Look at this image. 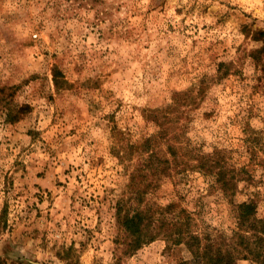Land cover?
Returning <instances> with one entry per match:
<instances>
[{
    "label": "rangeland",
    "instance_id": "obj_1",
    "mask_svg": "<svg viewBox=\"0 0 264 264\" xmlns=\"http://www.w3.org/2000/svg\"><path fill=\"white\" fill-rule=\"evenodd\" d=\"M263 29L264 0H0V264L189 259L185 245L160 238L126 253L116 220L119 205L138 201L111 127L141 143L158 130L142 110L177 92L204 91L186 108L181 143L224 150L244 167L235 200L257 193L264 218V80L250 57ZM218 68L229 69L219 80ZM161 177L140 206L176 202L230 234L233 207L211 176Z\"/></svg>",
    "mask_w": 264,
    "mask_h": 264
},
{
    "label": "trees",
    "instance_id": "obj_2",
    "mask_svg": "<svg viewBox=\"0 0 264 264\" xmlns=\"http://www.w3.org/2000/svg\"><path fill=\"white\" fill-rule=\"evenodd\" d=\"M254 40L261 46L250 53L256 71V80H264V29L255 31ZM231 63H229L230 65ZM219 67H223L220 63ZM229 70V69H228ZM227 69L218 68L217 80L228 74ZM63 79L60 70L53 71L55 86ZM204 95L203 89L190 92H177L172 96L171 104L162 109H144L143 118L153 122L158 130L145 137L141 143L132 142L129 134L122 133L117 127H111V137L118 147L116 155L128 172L127 188L130 199H135L131 208L119 205L116 208V220L127 234L126 253H133L141 246L158 238L167 243V247L185 245L191 257L177 264H237L239 260H251L264 264V218L258 215L257 193H249L247 199L236 202L235 197L241 180L249 176L244 167L237 168L228 161L224 150L218 148L205 152L202 147L190 143H181L184 132L186 108H192ZM183 121V124L181 123ZM167 149L163 151L162 146ZM138 155L135 165L129 169L128 156ZM197 171L211 176L216 188L233 207L234 226L230 234L210 227H202L195 219V214L187 212L178 204L166 206H140L151 186L173 173ZM243 174V176H242ZM126 209H125V207ZM179 207V208H178ZM5 218V210L0 213V225ZM5 221V220H4Z\"/></svg>",
    "mask_w": 264,
    "mask_h": 264
}]
</instances>
